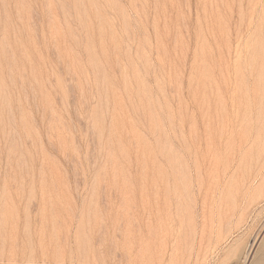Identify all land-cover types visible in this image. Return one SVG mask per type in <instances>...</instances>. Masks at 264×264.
<instances>
[{
  "label": "rangeland",
  "instance_id": "374dc122",
  "mask_svg": "<svg viewBox=\"0 0 264 264\" xmlns=\"http://www.w3.org/2000/svg\"><path fill=\"white\" fill-rule=\"evenodd\" d=\"M0 264H264V0H0Z\"/></svg>",
  "mask_w": 264,
  "mask_h": 264
}]
</instances>
